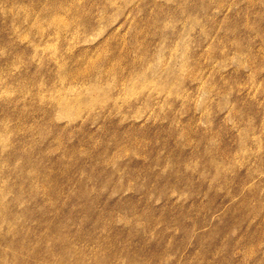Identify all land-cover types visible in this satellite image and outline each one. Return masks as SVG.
<instances>
[{"label":"rangeland","instance_id":"obj_1","mask_svg":"<svg viewBox=\"0 0 264 264\" xmlns=\"http://www.w3.org/2000/svg\"><path fill=\"white\" fill-rule=\"evenodd\" d=\"M0 264H264V0H0Z\"/></svg>","mask_w":264,"mask_h":264},{"label":"bare ground","instance_id":"obj_2","mask_svg":"<svg viewBox=\"0 0 264 264\" xmlns=\"http://www.w3.org/2000/svg\"><path fill=\"white\" fill-rule=\"evenodd\" d=\"M61 99H62V98H61ZM62 105H63V104H62ZM63 106H65V105H63ZM65 111H68V110H67V107H66V110H65Z\"/></svg>","mask_w":264,"mask_h":264}]
</instances>
